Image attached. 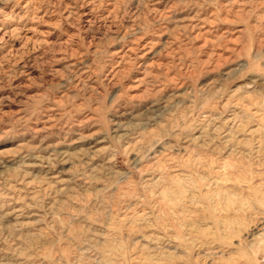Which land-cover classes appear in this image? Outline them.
Instances as JSON below:
<instances>
[{"label":"rangeland","instance_id":"rangeland-1","mask_svg":"<svg viewBox=\"0 0 264 264\" xmlns=\"http://www.w3.org/2000/svg\"><path fill=\"white\" fill-rule=\"evenodd\" d=\"M0 264H264V0H0Z\"/></svg>","mask_w":264,"mask_h":264}]
</instances>
